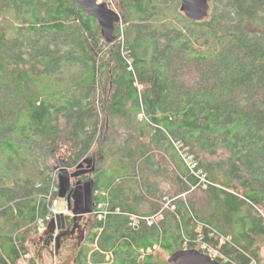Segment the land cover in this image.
<instances>
[{
  "label": "trees",
  "instance_id": "trees-1",
  "mask_svg": "<svg viewBox=\"0 0 264 264\" xmlns=\"http://www.w3.org/2000/svg\"><path fill=\"white\" fill-rule=\"evenodd\" d=\"M113 1L107 43L74 0H0V264L47 225L57 166L87 157L106 214L74 264H176L202 244L264 264V0H208L197 22L179 0Z\"/></svg>",
  "mask_w": 264,
  "mask_h": 264
},
{
  "label": "water",
  "instance_id": "water-1",
  "mask_svg": "<svg viewBox=\"0 0 264 264\" xmlns=\"http://www.w3.org/2000/svg\"><path fill=\"white\" fill-rule=\"evenodd\" d=\"M87 14L96 18L102 38L111 43L114 39L115 24L119 23L120 15L106 2L99 0H74ZM180 10L191 21H201L209 12L208 0H179ZM95 161L87 157L79 162L74 171L67 167L57 166V197L65 200L66 207L49 218L45 230L38 237L40 245L34 253L38 264H45V258L58 260L61 264H72L76 253L84 241V221L90 220L93 214V182L78 179L82 175L92 173ZM78 179V180H76ZM73 180H76L73 182ZM90 224V223H88ZM75 240L68 248V243ZM65 250L70 252L66 259L60 255ZM45 252V254H44ZM169 262L178 264H221L210 255L198 249H180L169 257Z\"/></svg>",
  "mask_w": 264,
  "mask_h": 264
},
{
  "label": "built area",
  "instance_id": "built-area-1",
  "mask_svg": "<svg viewBox=\"0 0 264 264\" xmlns=\"http://www.w3.org/2000/svg\"><path fill=\"white\" fill-rule=\"evenodd\" d=\"M186 163H187L189 169L191 170V172L198 178L199 185H202V187H205L206 184H207V179H206L205 175L201 171L195 170L196 164L193 161H191L190 159H187L186 160ZM56 190H57V188H56ZM165 200H166V202H165V205L164 206L166 207L169 204L170 201H169V199L167 197L165 198ZM56 203H57L56 200L53 201V204H52V207H51L52 208V211L55 210ZM100 208H101V205H98L97 206V209H100ZM93 213L97 215V218L98 219H102L104 217V215L106 214L105 211L98 212V210L97 211L96 210H93ZM139 219H140V217H138L137 215H132V217H131L132 225L133 226H136L137 223H138V221H139ZM144 219L148 222V224H151L152 221L158 220L159 217L158 216H153V217H150V218L149 217H145ZM43 228H44V225L41 223L40 226L38 227V229L40 231H43ZM220 242L223 243L224 240L221 238L220 239ZM201 251L204 252V253H206V254H208V255H210L212 258L215 257V256H217V255H220L219 254V251L217 249H214L212 247H209L206 244H202L201 245ZM149 252H150L149 249L146 250V253H149ZM27 258H29V254H26L24 256V259H27ZM251 264H257V263L253 260Z\"/></svg>",
  "mask_w": 264,
  "mask_h": 264
},
{
  "label": "rangeland",
  "instance_id": "rangeland-1",
  "mask_svg": "<svg viewBox=\"0 0 264 264\" xmlns=\"http://www.w3.org/2000/svg\"><path fill=\"white\" fill-rule=\"evenodd\" d=\"M99 1L100 2H106L112 9H114L115 11H117L116 6H115L113 0H99ZM74 169H75V167L73 169H70V171L72 172V171H74ZM164 188H169V187H164ZM65 207H66L65 200L58 198L57 203L55 205V210L52 211V208H51V213H52L51 217L54 214L58 213V212H63L64 209H65ZM45 227H46V225H44L43 231L45 230ZM43 231H40L38 229V234L36 236L32 237L30 240H28L27 246H28V250H29V258L24 259V260H21L19 264H31V259H33L34 253H35V251L37 249V246H35V244L33 245L31 242L33 240L37 239L41 235V233ZM262 257H264V253H262ZM35 261H36V264H38L37 260H35Z\"/></svg>",
  "mask_w": 264,
  "mask_h": 264
},
{
  "label": "flooded vegetation",
  "instance_id": "flooded-vegetation-1",
  "mask_svg": "<svg viewBox=\"0 0 264 264\" xmlns=\"http://www.w3.org/2000/svg\"><path fill=\"white\" fill-rule=\"evenodd\" d=\"M76 180H78V179H76ZM76 180H73L74 182L76 181ZM93 215V214H92ZM92 215L90 216V217H88L90 220H85L84 221V223H83V226H84V229H85V234H84V240L86 239V237H87V233L89 232V230L91 229L90 227H91V225H92V221H93V219H92ZM88 223H90V224H88ZM38 242H39V239L37 238V239H35V240H33L31 243L34 245L35 244V246H37V248H39L40 247V245L38 244ZM75 242V240H73V241H71L70 243H68L65 247H69L72 243H74ZM44 254H45V252H44ZM70 254V252H67V251H65V250H63L62 251V253H61V255H60V258L61 259H66L67 257H68V255ZM34 258V257H33ZM35 260V259H34ZM75 261V260H74ZM73 261V262H74ZM36 262V261H35ZM45 264H61L60 262H58V260L57 259H55L54 261L49 257V258H45ZM176 264H178V263H176Z\"/></svg>",
  "mask_w": 264,
  "mask_h": 264
},
{
  "label": "crops",
  "instance_id": "crops-1",
  "mask_svg": "<svg viewBox=\"0 0 264 264\" xmlns=\"http://www.w3.org/2000/svg\"><path fill=\"white\" fill-rule=\"evenodd\" d=\"M154 246H156V244ZM124 259H126V258H124ZM105 261L106 262L104 264H128L130 262V261L123 260V257H113V255L110 252L105 253ZM74 262L72 264H74ZM137 264H138V262H137Z\"/></svg>",
  "mask_w": 264,
  "mask_h": 264
}]
</instances>
